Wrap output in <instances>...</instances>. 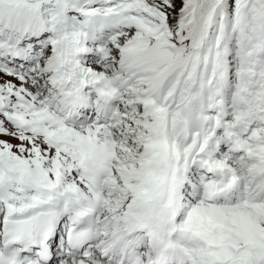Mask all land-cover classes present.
Segmentation results:
<instances>
[{"label": "rangeland", "instance_id": "obj_1", "mask_svg": "<svg viewBox=\"0 0 264 264\" xmlns=\"http://www.w3.org/2000/svg\"><path fill=\"white\" fill-rule=\"evenodd\" d=\"M157 2V3H156ZM35 7L25 9L24 7ZM43 8V14H41ZM221 9L222 19L231 18L234 22V29L240 34V40L236 43L235 53L229 55L227 60L223 58L226 55L225 46L221 42L223 29L227 22L221 23L217 49L214 54V69L223 72L227 77V72L231 75L230 82L225 91L226 100H231L232 96H238L242 102L237 108H225L219 116H222L223 131L232 132L236 138L244 143L256 141L261 134H264V101L261 105L251 106L249 100L245 97V86H250L257 92L263 85H252L251 80L259 81L256 77L264 76V60L257 56V50L264 45V0H0V14L8 13L12 19L10 27L8 23L0 25V45L6 47L23 48L28 53H34L37 56L45 58L49 54L48 61L42 66H46L49 73L45 75H34L31 78L28 74L19 71H11L5 64V51L0 50V75L9 76L12 79L23 76L22 80H17L22 84L26 80L28 87L36 86L41 89L43 84L50 86V79L61 82L64 79H70L71 84L64 90H72L79 82L85 79L98 81L99 86L104 89L116 88L121 97L125 90V75L116 78L110 68H119L113 65L114 58L109 57L111 52L108 44L112 46L119 45L121 39L128 40L135 37L136 40L142 37L148 38V48L153 49L159 63L163 58H167L171 63H179L180 54L179 39L177 31L173 24V15H189L188 19L195 18V33H203L206 28V22L211 23L213 14ZM155 15L159 20H166L169 25L164 28L149 27L153 23ZM16 18V21H13ZM18 18H41L45 23L47 35L44 37H31V32H27L24 25L18 24ZM3 20H7L3 17ZM223 21V20H222ZM89 22H96L90 25ZM228 23V22H227ZM30 28L39 27L35 22H26ZM14 25V26H13ZM214 29V27H213ZM234 33V31H233ZM121 34V37L110 41L112 38ZM206 35V34H205ZM67 36V38H66ZM237 33H235V38ZM205 38V36H204ZM236 40V39H234ZM110 41V42H109ZM177 52L172 48V43H177ZM21 44V45H19ZM140 46H145L141 41ZM33 49V51H30ZM168 50V51H166ZM173 55V58L171 57ZM114 55V54H113ZM187 57H183L185 62ZM79 63L84 65L85 76L89 75L93 69L97 71L95 77L84 78L76 71L71 70L70 65ZM121 61L115 62L118 64ZM201 62V61H200ZM111 63V65L109 64ZM221 63V64H220ZM203 66V63L200 64ZM184 68V63L182 62ZM32 76V75H31ZM136 87L141 86L139 78L129 77ZM31 81V82H30ZM41 82L43 84H41ZM236 85V86H235ZM135 88V87H134ZM34 89V87L32 88ZM2 89L0 87V94ZM19 90L16 94H19ZM194 96L186 104L194 105L198 98L199 89L193 88ZM207 93H203L200 98L204 99ZM34 102L33 99L28 101ZM22 104V103H21ZM213 122L216 121L214 114L211 113ZM224 115V116H223ZM14 127L15 123L8 121ZM51 121H46L40 125H27L32 129L47 128ZM220 125V122H218ZM255 124V127L252 126ZM31 133V132H30ZM31 136H39L32 134ZM208 137L214 139V134L207 133ZM219 137V136H218ZM183 141L189 146L185 157L195 158L197 163L203 161L215 162L217 153H222L221 158L227 159L230 154L229 148L221 145V151L217 152L212 143L203 146L201 141L196 138L188 139L182 134ZM7 142L11 143L8 139ZM44 140V138L42 139ZM88 143V140L85 139ZM136 144L133 145L135 147ZM236 158V157H235ZM241 158L229 160L228 164L239 170ZM194 172V171H193ZM3 178V177H0ZM230 179V174H225L222 178L215 181L220 182ZM253 179L241 178V185L247 186ZM262 232H264V220H261ZM252 234L258 236V233L252 230Z\"/></svg>", "mask_w": 264, "mask_h": 264}, {"label": "bare ground", "instance_id": "obj_2", "mask_svg": "<svg viewBox=\"0 0 264 264\" xmlns=\"http://www.w3.org/2000/svg\"><path fill=\"white\" fill-rule=\"evenodd\" d=\"M0 84H4L3 81H0ZM10 89H9V91H10ZM15 90L18 91L19 88L16 87ZM13 94L14 93L12 92V95ZM6 98H7V101H3V102H6L8 105H15L16 100L12 96H7ZM34 112L35 111H30L29 113L32 114ZM7 113L10 114L11 116L24 115L23 111H20L18 108H13V107H10L7 110ZM86 120H88V118H86ZM29 121L34 122L35 120L29 119ZM53 131H55V130H53V129L50 130L47 133V135H49V133L53 132ZM69 133L71 135H80V134H82V130L80 128H72V130H70ZM24 134H25V132L17 130L14 127H10L9 128V135H7L6 137H8L13 142V144H15V146L19 147V145H20L19 139ZM15 161H16V156L14 157V160L12 162H15ZM2 199H4V200L2 201ZM31 200L32 199H30L28 201H31ZM9 203H11L9 197L0 196V222H4L7 219V217L9 216V213L12 211V209L9 206ZM242 207H243V205H239V208H236L235 210H233L235 215H237L239 218V225H240L241 229L244 231H247V232H251V229L256 231L257 233L260 232L261 231L260 230L261 225L260 224L257 225V223L255 221V219L256 220H258V219L256 217H254L252 214L248 213L247 211H244L243 209H241ZM75 210L76 211H83L84 208H79L78 206H76ZM251 217H253V218H251ZM57 239H58V235H56V237L53 240V252L54 253H61L59 250L58 244H56L58 242ZM76 260L77 259H75L74 256L62 254L57 258L56 262H57V264H75ZM89 262L91 264H105L104 262H101L98 259H91Z\"/></svg>", "mask_w": 264, "mask_h": 264}]
</instances>
